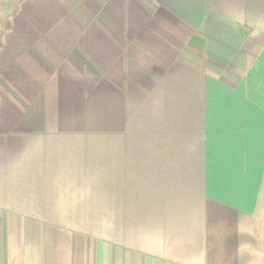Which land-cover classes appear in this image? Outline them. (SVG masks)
I'll list each match as a JSON object with an SVG mask.
<instances>
[{
    "label": "crops",
    "instance_id": "1",
    "mask_svg": "<svg viewBox=\"0 0 264 264\" xmlns=\"http://www.w3.org/2000/svg\"><path fill=\"white\" fill-rule=\"evenodd\" d=\"M0 264H264V0H0Z\"/></svg>",
    "mask_w": 264,
    "mask_h": 264
},
{
    "label": "rangeland",
    "instance_id": "2",
    "mask_svg": "<svg viewBox=\"0 0 264 264\" xmlns=\"http://www.w3.org/2000/svg\"><path fill=\"white\" fill-rule=\"evenodd\" d=\"M171 98V99H169ZM164 108H172V96H166L164 101H161L159 104V108L163 110L162 104ZM181 103L183 108H189L191 105L190 96H181Z\"/></svg>",
    "mask_w": 264,
    "mask_h": 264
}]
</instances>
